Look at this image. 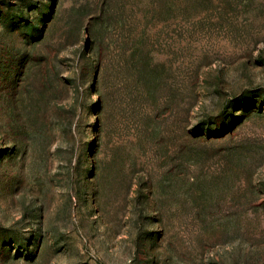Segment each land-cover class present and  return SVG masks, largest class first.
Returning <instances> with one entry per match:
<instances>
[{
    "label": "rangeland",
    "instance_id": "374dc122",
    "mask_svg": "<svg viewBox=\"0 0 264 264\" xmlns=\"http://www.w3.org/2000/svg\"><path fill=\"white\" fill-rule=\"evenodd\" d=\"M0 264H264V0H0Z\"/></svg>",
    "mask_w": 264,
    "mask_h": 264
}]
</instances>
